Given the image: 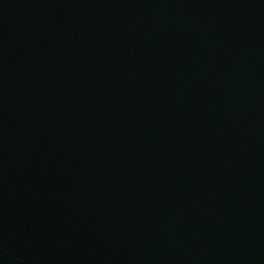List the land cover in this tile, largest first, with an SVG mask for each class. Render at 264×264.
Wrapping results in <instances>:
<instances>
[{
    "label": "water",
    "instance_id": "obj_1",
    "mask_svg": "<svg viewBox=\"0 0 264 264\" xmlns=\"http://www.w3.org/2000/svg\"><path fill=\"white\" fill-rule=\"evenodd\" d=\"M0 264H264V0H0Z\"/></svg>",
    "mask_w": 264,
    "mask_h": 264
}]
</instances>
